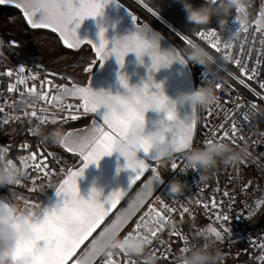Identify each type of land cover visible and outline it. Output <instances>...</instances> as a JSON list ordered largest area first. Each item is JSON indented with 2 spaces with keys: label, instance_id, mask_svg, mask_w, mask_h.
Listing matches in <instances>:
<instances>
[{
  "label": "snow or ice",
  "instance_id": "snow-or-ice-1",
  "mask_svg": "<svg viewBox=\"0 0 264 264\" xmlns=\"http://www.w3.org/2000/svg\"><path fill=\"white\" fill-rule=\"evenodd\" d=\"M110 2L112 0H0V5L14 6L18 9L31 29H48L58 34L59 39L68 49H80L84 45L90 46L98 58L95 63L103 64L114 54L123 67L125 56L128 53L135 52L138 57H142L149 49H158L150 54L152 63L149 68V79L144 85L146 93H150L148 96L145 98L134 97L129 100V111L125 116L106 111L103 114L102 122L94 119L89 127L67 133L65 141L59 146L67 153L80 158L81 166L75 170L60 169L63 178L58 181V186L52 184L51 177L55 171L48 164L49 159L64 163L57 154L32 151L28 155L19 157L20 162L32 161L31 164L26 165L23 177L32 180L35 185V179L29 176V169H33L39 173L38 178L47 180L49 186L55 188L57 195L61 197V202H58L54 207L35 203L29 197H17L24 201L25 210L31 215L30 222L35 233L30 240L16 242L17 259L31 254L34 257L32 264H70V262L71 264H147L145 260L139 257H130L123 251L117 250V252L107 254L104 250L105 244L117 236L126 238L138 235L148 238L151 241L149 253L159 254L161 259L170 260V264H176L178 259L172 250L174 241L184 245L180 248V252L190 248L189 235L177 230L174 222V216L177 213L180 217L185 214L192 215L190 207L183 203H180L179 208L172 207L159 196H155L153 199L157 183L162 182L159 167L163 157L157 153L150 159L126 158V164L123 167L133 170L134 173L130 185H136L139 188V191H136L126 201V206L117 207L125 195V189L115 190L104 199L100 198L102 193L95 188L91 190L87 199L80 195L78 178L91 164H98L104 156L112 154L115 140L134 130L137 122L144 119L145 108L155 106L163 109L167 112L168 118L173 121V127L168 131V141L173 146L180 163L178 164L177 159H173L170 164L171 170H176L179 167L182 171L185 168L183 151L187 146L193 144L197 134V121L180 119L175 107L165 95L163 85L155 83L151 76L153 70L167 67L175 60L187 63V58L183 53L178 49L162 51L160 48L162 38L151 31L147 25H137L135 33L116 39L112 47H109L110 42L104 38L103 30L100 33V43L79 38L77 28L83 20L87 17L101 15L104 7ZM262 4H264V0H262ZM149 11L151 12V9ZM132 17L136 22L137 17L135 15ZM236 19L240 25L237 32H257L261 36L260 44L264 46V10L260 11L258 19L252 21L243 20L239 14ZM176 35L178 39L188 45L197 44L196 40H199L214 52L222 54L223 57L229 56L240 74L235 77L240 85L248 87L246 81L258 79L256 67H249L239 56L233 59V53L230 51L233 48V39L228 42L223 41L217 30L209 28L198 30L194 33V37L180 33ZM4 43L0 39V46ZM9 46L18 47V44L15 40H11ZM239 51L244 53V45L240 46ZM248 55L250 56L251 53ZM261 58H264V53H261V57H258L255 63L259 64ZM90 70H93L92 63L84 68V71ZM50 75L55 76L54 73ZM2 76H6L10 80L15 76L14 82L7 84L8 93L15 91L20 97L29 93H39L41 99L37 103L23 107H14L20 104V100L0 105V114L5 113L6 109H14L17 113L15 115H0V126L13 121L22 123L26 121L27 132L36 134L40 124L75 121L82 115L96 114L102 107L100 103L102 92L94 90L91 84L85 85L80 82L69 84V81L74 80L73 77L61 76L60 79L64 82L56 84L54 79H48L47 75L40 78L35 73H28L23 64L16 69H5L0 72V77ZM119 79L124 87L128 86L126 75L121 74ZM37 80L41 85L40 90H37ZM29 82L31 83L26 91H21L20 87L29 84ZM222 85L223 81L217 77L214 87L217 90H223ZM223 87L229 86L223 85ZM258 87L261 91H256L254 88L249 90L256 97L264 100V81L259 82ZM153 88L157 90H152ZM69 97L78 102L64 103L63 101ZM223 104H231L234 108L244 107L236 100H225ZM251 107L257 108V104L252 103ZM219 110L218 104L217 111ZM224 111L223 120L214 124L209 134L217 136L222 141L228 140L233 145L244 143L245 137L239 134L242 130L241 127L237 123L231 122L227 109ZM206 115L211 117L215 113L209 110ZM242 118L244 121H248L247 111L242 113ZM33 121H35V126ZM248 122L251 123V121ZM0 131H2V127H0ZM208 142L209 139L205 136L204 143ZM30 147L27 142H24L18 146V149L27 152ZM7 150L9 153L10 147H7ZM151 151V143L146 140L143 152L147 154ZM146 160H151L152 163H147ZM141 184L142 187H140ZM15 186H23L22 180ZM247 187L246 184L245 188ZM35 190V187L29 188V191ZM222 196L228 198L229 205L235 202L234 195L230 194L227 189L223 191ZM0 202H4L3 197H0ZM189 203L200 205L205 210L213 209L215 211L214 223L219 222L221 225V227H215L209 224L207 228L201 229L194 227L191 235L205 238L211 236L214 244L228 243L231 245L233 243L229 240L230 227L224 226L229 220V216L219 210L223 207L222 201H216L213 198L210 203L203 199L189 200ZM208 218H211V214ZM26 219L22 217L16 221L14 226H20L21 222ZM166 230L169 237L174 240L166 241L162 238V234ZM94 233L95 235H93ZM90 237L91 240H89ZM40 241H44L42 246L38 243ZM86 241H88L87 245L82 251H78ZM261 249H264V244L261 245Z\"/></svg>",
  "mask_w": 264,
  "mask_h": 264
},
{
  "label": "built area",
  "instance_id": "built-area-1",
  "mask_svg": "<svg viewBox=\"0 0 264 264\" xmlns=\"http://www.w3.org/2000/svg\"><path fill=\"white\" fill-rule=\"evenodd\" d=\"M255 19H250L247 15L246 21H252ZM147 21L137 15V25L145 24ZM240 27L239 23L237 24V19L231 22L229 25L223 28L219 35L221 39L225 42H228L230 39H233V48L230 50L233 53V59L239 56L242 58L249 67H256L258 69V79L252 81H246L248 87L242 86L238 83V80L235 77H238L240 74L237 67L234 65L231 59L224 60L222 54H218L210 49L207 45V48L214 54H218L219 58L224 62L227 67H221L218 65L219 69L215 66L211 70L207 69L205 66H202L196 62L188 61L189 66L196 74V89L198 87L211 84L214 87L216 78L218 77L220 81H223V85L229 87H223V90H217L215 87L216 94L218 96V101L207 107V108H198L196 111L197 115V134L194 139L193 145L202 146L204 143V137L207 136V139H218L215 135H210L211 129L214 124L220 123L227 109L231 118V122L237 123L241 127L240 135L245 137L244 143H237L233 145L228 140H223L230 143L233 148L247 149V157L236 165H221V174L222 180L215 186H211L209 183V178H204L203 173L197 169H189L186 173L181 171L180 168L176 170L170 169V164L173 159H177L178 164L180 163L178 157L174 156L170 160L169 170L164 178L161 185L155 191L153 199L155 196H159L165 203H168L172 207L179 208L180 203H183L185 206L190 207L192 215L185 214L183 217H180L179 214H175L174 222L177 230L183 232L185 235H189L190 247L200 246L208 241H213V237L207 236V238L197 235H191L193 228L201 229L207 228L209 224L215 227H221L219 222H215V211L211 208L205 210L202 206L189 203V200L195 201L197 199H203L206 202H211L214 198L216 201H222L223 207L219 210L224 214L229 216V220L224 226L230 227V236L229 240L233 241L231 245L228 243H216L213 244L216 247H220L226 252L227 259L226 264H264V249H261V245L264 244V100L253 95L249 90L250 88L256 89V91H261L258 87L259 82L264 81V76L262 75V69L264 64V58L260 59V63L256 64L258 57H261V53H264V46L260 44L261 36L255 31H249L245 33L243 31L237 32ZM244 45V53H240V46ZM186 49H183L185 54ZM248 53H251L249 56ZM23 64L28 73H35L40 78H44L46 75L48 79H54L56 84L61 82L56 76H52L49 72L40 70L37 67L31 64L18 63L17 65H5L3 62L0 63V72H3L7 68L16 69L19 65ZM196 67L200 68V71H196ZM231 73V74H229ZM15 76L11 80L6 77H0V105L12 101L21 100L22 97L14 91L13 93L7 92V84L9 82H14ZM26 84L20 87L21 91H26L27 87L30 86ZM37 90H40L39 80L36 81ZM27 94H25L26 96ZM225 100H236L238 104L244 105V107L234 108L231 104L225 105L223 101ZM64 103H77L72 101H63ZM256 103L257 109L259 110L256 113H253L251 104ZM219 104V111H217V106ZM14 107H21L20 104L15 105ZM212 111L215 115L209 117L206 115L207 111ZM247 111L248 121H244L242 118V113ZM14 109H6L5 113L0 115H15ZM83 116V115H82ZM81 117V116H80ZM58 122L56 124H40L39 128H44L47 130L52 129L57 124L62 123ZM35 126V121H33ZM2 131H0V145H5L10 147V152L8 153L9 157L19 163V157L22 155H28L32 151L44 152L37 143L27 142L31 147L25 151L18 149V146H14L16 137L21 134V137H27L29 139L38 138L37 134H30L27 132V122H10L7 125H2ZM24 143V142H23ZM184 157V154H183ZM185 163V161H183ZM32 161L29 160V164ZM49 167L55 171V174L51 177L52 183L59 181L63 178V173L60 171V168L55 169L52 167L50 160H48ZM251 169L252 173L255 176V179L260 182L257 189V193L254 194L252 200L247 199V192L250 186V182L247 179L246 170ZM29 176L35 179V185H33L32 180L27 177H22L23 186H8L11 189L29 188L35 187L36 190H41L44 184L48 181L39 179V173H36L33 169H29ZM179 179L185 184V190L181 195L171 194L169 192L170 183ZM248 185L245 188V185ZM261 187V188H260ZM227 189L230 194L234 195L235 202L232 205H229L227 197H223V191ZM262 191V193H261ZM173 198H176L175 200ZM219 208V205H218ZM209 214L211 218L209 219ZM251 214V215H250ZM162 238L166 241L169 239L174 240V238L169 237L167 230L162 234ZM184 245L179 242H173L172 250L175 252L176 257H179L180 248ZM239 253V255H237ZM156 256L159 257V254ZM160 258V257H159ZM142 259V258H141ZM159 261H166L164 264H170V260L159 259ZM178 261V259H177ZM176 261V264H177Z\"/></svg>",
  "mask_w": 264,
  "mask_h": 264
},
{
  "label": "clouds",
  "instance_id": "clouds-1",
  "mask_svg": "<svg viewBox=\"0 0 264 264\" xmlns=\"http://www.w3.org/2000/svg\"><path fill=\"white\" fill-rule=\"evenodd\" d=\"M182 9L186 13L187 21L193 25L209 24L214 15L222 13L221 24L228 22L227 16L235 11L243 20H247L246 3L247 0H205V3L197 6L194 0H178ZM219 10V13H218ZM156 48H151L145 54L150 55ZM187 61L196 62L211 70L216 64V58L204 47L199 44H191L184 54ZM224 60H229V56H224ZM176 61V60H175ZM174 62V61H173ZM145 82L129 84L124 87L122 93H112L106 90L102 92L100 103L107 111L114 112L120 116H125L129 111L128 101L134 97L145 98L150 93L145 91ZM166 95V94H165ZM167 96V95H166ZM168 97V96H167ZM41 96L39 93H29L20 100V106H26L39 102ZM169 101L177 111V104H189L191 109L207 108L218 101V96L214 87L207 84L198 87L194 91L183 92L177 100ZM253 113L259 110L251 107ZM149 110H155L162 113L159 118L152 121L153 128L149 130L145 113ZM191 110L184 119L196 120L197 111ZM173 127V121L168 118L167 112L155 106L144 109V119L137 122L133 131L126 136H121L115 140L112 153H119L123 157L138 158L143 151L145 141H150L152 150L161 155L164 159H172L175 156V150L168 141V131ZM39 137L53 145L61 144L65 141L67 133L60 128L50 130L39 128L36 132ZM185 168L183 172L189 169H197L205 174L213 173L221 165H236L246 159L247 149L237 150L233 146L220 139H209L208 143L202 146L190 144L183 151ZM29 161L17 163L8 155L7 146L0 145V187L13 186L21 181L24 176L26 165ZM162 179V176H161ZM185 190V184L179 179L173 180L169 185V192L175 195H181ZM22 217L27 218L21 222L20 226H14L17 220ZM31 215L25 209L19 208L7 202H0V264H32L34 257L26 254L17 259V241H27L34 237L33 225L30 222ZM151 241L143 236L132 235L128 237L117 236L105 244L104 250L107 254L123 251L130 257H139L147 264H159V257L149 253ZM227 253L222 248L216 247L211 241L200 246H192L186 251L181 252L177 264H226Z\"/></svg>",
  "mask_w": 264,
  "mask_h": 264
},
{
  "label": "crops",
  "instance_id": "crops-1",
  "mask_svg": "<svg viewBox=\"0 0 264 264\" xmlns=\"http://www.w3.org/2000/svg\"><path fill=\"white\" fill-rule=\"evenodd\" d=\"M0 6H2L3 9L9 10L10 13H12V17H18L22 20L26 27L31 29L24 21L21 12L14 6ZM135 14L136 13L122 0H112V2L108 3L104 7L101 15L96 17H87L83 20V22L77 28L78 36L83 40H92L96 43H100V33L103 30L104 38L110 42L109 47H112L116 39L131 35L137 31V24L134 22L132 17V15ZM259 16L257 18H259ZM144 25H147L151 31L157 33L162 38L160 40V48L162 51L178 49L181 53H183V48H181L179 44L170 40L154 25L147 22L138 26ZM35 31L42 32V34L46 33L47 35L51 34V36H54L58 40L62 49V54L59 53L58 55H63V53L76 54L74 55L76 59L81 58V60H78L79 63H82L81 65H78L79 71H81L79 75H77L75 82H80L85 85L91 84L92 88L96 91L103 89L112 93H122L124 88L121 86L119 79L121 74L126 75L129 84L133 85L147 82L149 79V68L152 63L150 55L145 54L142 57H138L135 52H130L125 56L123 67H121L114 54L110 56L103 64L99 62L95 63L98 58L95 56V53L90 46L84 45L80 49H68L63 45L58 34L53 33L51 30L36 29ZM141 60H143V63H141ZM90 63L93 64V70L84 71V68ZM151 76L155 83L163 85L164 93L172 100H177L179 95L183 92L196 90V74L195 71H193L189 66V62L181 63L179 60H176L167 67H161L159 70H153ZM152 90L157 89L153 88ZM64 101L78 102L76 99L71 97L66 98ZM191 110L192 109L189 104H177V115L180 119H184L187 113ZM106 111L107 109L105 107H101L96 114L93 115L89 113L75 120V122L80 121V124L70 125L71 122H73L70 120L67 123H59L53 128H60L66 133L73 130L84 129L89 127L94 119L102 122L103 114ZM160 115H162V113H157L155 110H149L147 113H145V119L147 121L149 130L153 128L152 121L159 118ZM41 144L44 145L46 152L64 155L73 162L63 165L60 169L70 168L75 170L81 166V159L64 151L59 146V144L53 145L43 141L42 139ZM154 155H156V151L154 149L147 154L142 151L139 154V158L150 159ZM170 160L162 158L160 162L159 171L162 176V182L168 173ZM146 162L152 163L151 160H146ZM125 164L126 157L121 156L119 153L106 155L98 162V164H91L85 170L84 174L78 178L80 195L87 199L91 190L95 188L102 193L100 198L104 199L115 190L125 189V195L117 207L121 208L126 206V201L130 196L134 195L136 191H139V188L136 185H130L131 177L134 175V173L133 170L123 167ZM162 182L157 183L156 190ZM137 183L139 184V182ZM52 184L58 186V181H55ZM47 186H49V183L46 182L41 189V192H43ZM142 186L143 185L141 184L140 187ZM49 188L50 189L48 191H45L43 201L40 202V204L47 207H54L58 202H61V197L57 195L55 188ZM156 190H154V193ZM4 202L9 203L5 200ZM20 208L25 209V207ZM93 235H95V233ZM89 240H91V237ZM38 243L42 246L44 241H40ZM87 243L88 241H86L85 245H82L81 249L78 251H82Z\"/></svg>",
  "mask_w": 264,
  "mask_h": 264
},
{
  "label": "rangeland",
  "instance_id": "rangeland-1",
  "mask_svg": "<svg viewBox=\"0 0 264 264\" xmlns=\"http://www.w3.org/2000/svg\"><path fill=\"white\" fill-rule=\"evenodd\" d=\"M254 1L255 0H247L249 3H253ZM259 2L258 16L260 15V11L264 10L262 0H259ZM135 15L137 16L139 14L136 13ZM236 17L225 24H221L217 32L220 33L224 27L235 21ZM238 23L239 21L237 20V24ZM0 39L5 42L0 46V61L5 65H17L19 62L31 65L34 64L40 67L49 65L52 68L60 69L61 74L65 77H73L74 80L69 81V84L70 82H75L77 75H79L81 71H79L78 66L82 64L78 61L79 59L81 60V58L76 59L74 56L76 54L63 53V55H58L62 52V49L54 36L29 29L23 24L21 19L16 16L12 17V13L7 9H3L2 6H0ZM11 40H15L18 47H10L9 42ZM215 57L219 58L218 54L215 53ZM246 175L249 182L255 180V176L251 169L246 170ZM258 183L260 184V182ZM49 187L50 186H47V188L45 187L43 192L39 189L35 191H29L25 188L11 189L8 198L11 204L19 208L25 207V203L22 199H18V196L29 197L33 202L40 204V202L43 201L45 191L50 189Z\"/></svg>",
  "mask_w": 264,
  "mask_h": 264
},
{
  "label": "trees",
  "instance_id": "trees-1",
  "mask_svg": "<svg viewBox=\"0 0 264 264\" xmlns=\"http://www.w3.org/2000/svg\"><path fill=\"white\" fill-rule=\"evenodd\" d=\"M125 4H127L134 12L142 16L148 23L154 25L157 27L159 30H161L170 40L173 42L179 44L180 47H184V49H188L189 45L186 43H183L180 39L177 37V33L187 35L189 37H194V33L198 30H204L206 28L209 29H215L218 30L219 27L221 26L220 20L222 19V13L218 15H214L212 17V20L209 24L206 25H193L190 24L187 21L186 18V13L182 9L181 4L178 2V0H122ZM194 3L199 6L203 3H205V0H194ZM259 0H255L253 3H246V10H247V15L250 19H256L258 17V11H259ZM151 9V12L149 11ZM219 13V10H218ZM238 14L235 11H232L228 14L227 20H231L235 18ZM196 43L199 44L200 46L204 47L206 50H208L214 57L215 54L211 52L205 43L196 40ZM216 58V57H215ZM216 64L214 65L216 68L219 69L218 65L221 67H226L224 62L220 58H216ZM0 63H2L0 61ZM40 70H44L49 73H54L55 76L58 78L60 82H64L60 79L61 76H64L61 74L60 69L58 68H52L49 65H45L44 67H40L37 65H34ZM196 71L199 72L200 68L196 67ZM59 74V76H58ZM262 75L264 76V64H263V69H262ZM80 124L79 122H71L70 125H76ZM22 135L19 134L14 142V146H19L23 142H32L37 143L38 146L41 147L42 151L46 152V149L44 145L41 144V138H33L29 139L26 136L21 137ZM60 158L63 159L64 163H60L57 161H53L52 159L50 160V163L52 167L55 169H58L62 167L63 165L73 163L70 161L66 156L64 155H58ZM209 178V183L213 187L217 185L218 183L221 182L222 180V174H221V168L219 167L214 174L209 173L207 174ZM259 187V183L257 180H252L250 182V186L248 188L247 192V199L252 200L254 194L257 193V189ZM11 188L8 186L6 187H0V197H3L5 201H9L8 194L10 193ZM166 261H159V264H164Z\"/></svg>",
  "mask_w": 264,
  "mask_h": 264
}]
</instances>
